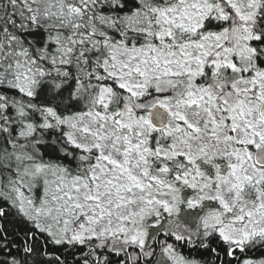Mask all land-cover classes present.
Segmentation results:
<instances>
[{"label":"snow or ice","instance_id":"1","mask_svg":"<svg viewBox=\"0 0 264 264\" xmlns=\"http://www.w3.org/2000/svg\"><path fill=\"white\" fill-rule=\"evenodd\" d=\"M0 264H264V0H0Z\"/></svg>","mask_w":264,"mask_h":264}]
</instances>
